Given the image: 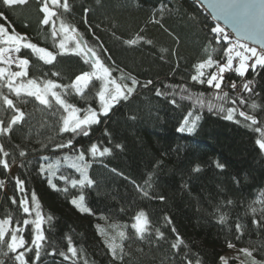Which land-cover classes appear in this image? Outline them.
<instances>
[{
  "label": "trees",
  "instance_id": "16d2710c",
  "mask_svg": "<svg viewBox=\"0 0 264 264\" xmlns=\"http://www.w3.org/2000/svg\"><path fill=\"white\" fill-rule=\"evenodd\" d=\"M70 3L71 12L63 14L64 19L75 25L88 44L101 53L106 65L116 69L114 77H119L122 70L125 75L135 76L141 84L147 80L153 83L147 88L138 87L127 101H121L107 116H101V123L93 125L89 136H79L74 141L76 147L85 151L93 142L101 148L112 149L110 155L95 160L86 154V159L91 161L89 176L96 181L93 188L86 190V202L92 215L81 214L68 202L72 195H78L75 189H70L68 194L54 191L39 174L41 156L56 159L65 153L71 155L68 149L53 152L51 146L41 148V143H48L50 138L61 142L58 127H53L58 116L52 117L50 112L42 111L43 106L32 97L17 99L11 96L26 116L25 122L14 126L9 136H0V144L10 153L5 158L9 169L5 171L0 166V181H3L0 219L11 214L15 225L17 217L21 222L27 218L18 207L22 194L16 191L15 178L19 177L25 181L29 201L34 191L45 217H53L51 222L45 223L49 243L37 264H84L85 259L88 264H120L112 260L105 247V240L121 242L120 231L131 237L123 241L125 250L130 253L124 264H186L185 253L192 264L197 261L199 264H222L220 257L228 251L229 241L239 248L255 249V259L264 261V227L252 224L255 218L264 225L259 212L264 205L255 203L264 195V152L255 143L261 134L245 127L241 117H237L241 123H236L225 120L223 114H216L215 110L210 112L207 103L215 90L207 84L191 81L195 63L207 59L209 53L214 59L223 55L222 50L212 52L215 42L209 43L206 25L215 22L207 11L194 0H70ZM38 7L37 0H31L27 6L0 10L5 12L7 22L14 25L16 31L27 34L40 47L56 51L49 26L39 24ZM155 20L160 23H154ZM0 23L6 22L0 20ZM137 35L151 40L152 44L141 41L129 47L123 43ZM101 44L103 50L99 48ZM18 55L30 60L29 77L38 80L52 79L69 84L76 75L91 70L77 56H58L53 67L33 56L30 50H22ZM213 70L208 69L209 72ZM53 71L60 75L52 76ZM254 77L256 91L261 95L248 97L249 103L255 100L264 106V70L249 71L246 75L247 79ZM227 79L239 80L235 74L228 75ZM179 85L190 90L192 100L176 96L177 104H172V96L155 94L157 88L171 93V86H176L178 92ZM98 89L99 82L93 81L86 90V99L72 95L68 100L77 107L91 105L98 110L95 98ZM4 91L7 93V89ZM227 91L231 93V89ZM200 93H203L204 107L195 102ZM240 110L256 115L261 122L257 126L264 127V107L253 112L244 105ZM189 111L201 117L196 130L191 134L177 132L183 116ZM10 115V111H0V119L7 121ZM105 130L109 135H105ZM63 139H67V134ZM117 144L121 147L117 148ZM20 150L26 152L25 157L19 156ZM217 163L224 168H217ZM196 166L200 171H193ZM13 167L16 168L14 173L9 172ZM61 171L79 178L73 169L63 167ZM54 183L65 187L63 181L54 180ZM137 185L148 195L138 191ZM14 196L16 205L10 199ZM160 196L165 199L161 201ZM227 200L233 203L226 205ZM220 205H224L222 211L228 216L225 224L218 222L214 211ZM250 206L258 211L252 213ZM141 209L151 221V236L144 240L136 239L131 229L132 217ZM165 216L171 219V224L164 220ZM238 221L244 225L240 239L236 238ZM156 228L164 232V239L158 242ZM177 235L184 243L179 250H173L171 244L176 242ZM68 237L78 250H82L80 260L64 261L59 255L45 254L53 247L57 252L66 251ZM3 251H7L6 247ZM30 256L34 258L35 253ZM0 259L13 264L3 255ZM228 264L237 262L228 260Z\"/></svg>",
  "mask_w": 264,
  "mask_h": 264
},
{
  "label": "snow or ice",
  "instance_id": "6c2138e0",
  "mask_svg": "<svg viewBox=\"0 0 264 264\" xmlns=\"http://www.w3.org/2000/svg\"><path fill=\"white\" fill-rule=\"evenodd\" d=\"M30 2L31 0H0V9H15L20 6H27ZM37 3L39 5L38 13L41 14L39 24L49 26L50 37L56 51L40 47L33 43L27 34L16 31L15 26L7 22L5 12L0 10V20L7 23V26L6 23H0V111L11 112L10 119L7 121L0 119V136H9L14 126L25 122L26 114L17 106L14 99L10 98L11 96L17 99L22 96L32 97L38 105L43 106L42 111L50 112L52 117L58 116L57 123L53 127H58L57 135L62 138L61 142L57 143L50 138L48 143H41V148L47 149L51 146L53 152L68 149L71 155L65 153L56 159L41 156L39 174L47 180V184L54 191L68 194L70 189H75L78 195H72L68 202L81 214L92 215V210L86 202V190L93 188L96 181L89 176L88 169L91 167V161L86 159V154L95 160L97 157L110 155L112 149L106 146L101 148L98 143L93 142L85 151L76 147L74 141L79 136H89L93 125L101 123V116H107L117 104L121 101H127L137 91L138 87L147 88L153 82L147 80L141 84L135 76L125 75L122 70L119 77H114L113 72L116 69L106 65L101 59V53L88 44L75 25L64 19L63 14L71 12L70 0H37ZM194 3L210 10L213 20H223L224 24L231 28V32L226 31V28L220 23L206 25L210 36L209 43L215 42L212 52L216 53L222 50L223 55L219 59H214L213 55L209 53L207 59H201L195 63L192 66L195 73L191 75V81L201 85L207 84L210 89L215 90L207 103L210 112L215 110L216 114H223L225 120L236 123H241V120L237 119V117H241L245 122V127L260 133V138L256 139L255 143L260 151L264 152V127L257 126L261 122L258 121L256 115L240 110V106L244 105H247L253 112L264 107L257 104L255 100L249 103L248 97L260 96L261 93L256 91L255 77L253 79L246 78L249 71L257 73L264 70V0H194ZM60 9L62 12L59 11ZM84 11L87 13L88 9ZM153 22L160 23L158 20ZM27 26L25 25V27ZM141 41L152 44L151 40H145L140 35L133 39L124 40L123 43L131 47ZM99 48L103 50L104 46L101 44ZM25 49L30 50L31 54L44 64L53 65V67L58 56L81 57L91 70L76 75L69 84L58 83L52 79L31 78L28 72L30 60L22 55H13L21 54L22 50ZM162 51H167V49ZM205 51L207 52V48ZM172 54L175 55V51ZM161 58L163 59V57ZM109 59H111L110 56ZM13 65L17 70H13ZM208 69L214 70L209 72ZM226 73H235L240 78L241 83L237 84L236 80L229 82L226 79ZM51 75L59 76L60 74L53 71ZM93 81L99 82V89L95 92L98 110L91 105L87 108H80L69 102L68 97L72 95L86 99L88 97L86 90L89 89ZM125 81H130V83ZM165 87L170 86L165 85ZM171 87H173L171 93H164L157 88L156 96H172L170 100L172 104H177L176 96H179L181 100L193 99L192 93L185 85H179L178 92L175 90L176 86ZM4 89H7V93ZM227 89H231V93ZM195 102L200 107L205 106L203 93L197 94ZM228 104L231 106L226 107ZM200 119L199 114L189 111L183 116L179 127L176 129L177 132L193 133ZM65 134H67V139H63ZM105 135H109L107 130H105ZM116 147L120 148L121 146L117 144ZM9 155L10 153L5 150L4 145L0 144V157H3L0 158V166L5 171L10 167L8 160L5 159ZM19 156L25 157L26 152L20 150ZM63 167L73 169L75 173L79 174V178L63 174L61 171ZM216 167L223 169L224 165L217 163ZM193 171H200L199 166H196ZM54 180L63 181L65 187H59L54 183ZM24 185V180L19 177L15 178L16 191L22 194L18 207L23 214H26L27 218H23L21 222V218L17 217L15 225H13L11 214L0 219V255L12 260L13 264H37L41 260L42 251L49 243L45 235V223L51 222L53 217L50 215L45 217L34 191L29 201L25 194ZM2 186L3 181H0V187ZM137 190L143 192L145 196L148 195L139 185H137ZM10 199L13 205L17 204L15 196ZM159 199L163 201L165 198L160 196ZM232 203L231 200L225 202L226 205ZM255 203L264 205V195L258 198ZM223 207L224 205H220L214 210L218 215L220 224H225L228 220L227 213L222 211ZM250 210L252 213L258 211L256 207L252 206H250ZM259 212L264 218V206L259 209ZM164 220L168 224L172 223L168 216H165ZM132 221L131 229L134 230L136 239L144 240L151 236V221L143 209L132 217ZM252 224L257 227H264L260 224V220L255 218L252 220ZM235 229L236 238L240 239L244 232V225L238 221ZM172 231L175 232V228ZM118 235L120 243H116L114 240L112 242L105 240V247L113 261L118 260L120 264H124L125 257L129 256L130 253L125 250L123 241L131 239V237L124 231H120ZM155 238L157 242L164 239V232L160 228L155 229ZM67 240L66 251L57 252L53 247L52 251L45 254L53 257L59 255L64 261L80 260L82 256L79 253H82V250H78L74 246L71 237H68ZM183 243L182 238L177 235L176 242L171 244V248L179 250ZM227 246L228 248L235 247L231 241L228 242ZM5 247L7 251H3ZM239 251L251 258V264H264V261H257L253 256L255 249L241 248ZM33 252L35 253L34 258L30 256ZM184 260L186 264H192L187 253H185ZM220 261L222 264H228L227 259L223 256L220 257ZM0 264H7V261L0 259ZM84 264H88L86 259Z\"/></svg>",
  "mask_w": 264,
  "mask_h": 264
},
{
  "label": "rangeland",
  "instance_id": "374dc122",
  "mask_svg": "<svg viewBox=\"0 0 264 264\" xmlns=\"http://www.w3.org/2000/svg\"><path fill=\"white\" fill-rule=\"evenodd\" d=\"M13 55H18V54H13ZM13 70H17L15 68V65L12 66ZM15 167L11 168L9 172L11 173H14L15 171ZM239 247H234V248H228V251L226 252V254L223 256L228 260H233V261H236L237 264L240 263L242 264H251V258L250 257H247L246 255H244L243 253H241L239 251Z\"/></svg>",
  "mask_w": 264,
  "mask_h": 264
},
{
  "label": "water",
  "instance_id": "95a60500",
  "mask_svg": "<svg viewBox=\"0 0 264 264\" xmlns=\"http://www.w3.org/2000/svg\"><path fill=\"white\" fill-rule=\"evenodd\" d=\"M203 8V7H202ZM205 9V8H203ZM206 10V9H205ZM207 11V14H209V16L211 17L210 15V10H206ZM215 23H220L221 26H224L226 28L227 31L231 32V28L227 25L224 24V21L223 20H220V21H216V20H213Z\"/></svg>",
  "mask_w": 264,
  "mask_h": 264
},
{
  "label": "built area",
  "instance_id": "2783aa9c",
  "mask_svg": "<svg viewBox=\"0 0 264 264\" xmlns=\"http://www.w3.org/2000/svg\"><path fill=\"white\" fill-rule=\"evenodd\" d=\"M230 74H235V73H226V74H225L226 79H227V76L230 75ZM238 79H239V80H237L236 82H237V84H240V83H241V80H240L239 77H238ZM227 80L229 81V79H227ZM229 82H231V81H229Z\"/></svg>",
  "mask_w": 264,
  "mask_h": 264
}]
</instances>
